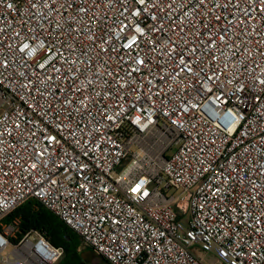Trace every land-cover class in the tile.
<instances>
[{"label": "built area", "instance_id": "1", "mask_svg": "<svg viewBox=\"0 0 264 264\" xmlns=\"http://www.w3.org/2000/svg\"><path fill=\"white\" fill-rule=\"evenodd\" d=\"M31 198L109 264H264V0H0V264L63 255Z\"/></svg>", "mask_w": 264, "mask_h": 264}, {"label": "trees", "instance_id": "2", "mask_svg": "<svg viewBox=\"0 0 264 264\" xmlns=\"http://www.w3.org/2000/svg\"><path fill=\"white\" fill-rule=\"evenodd\" d=\"M14 216L20 217L22 232L30 229L45 230L53 244L63 247V255L57 264H80L82 245L78 234L68 228L38 201L32 198L26 200L11 211L5 220H10ZM105 264L109 263L105 261Z\"/></svg>", "mask_w": 264, "mask_h": 264}, {"label": "rangeland", "instance_id": "3", "mask_svg": "<svg viewBox=\"0 0 264 264\" xmlns=\"http://www.w3.org/2000/svg\"><path fill=\"white\" fill-rule=\"evenodd\" d=\"M154 138L151 137V142ZM132 150L137 149L136 146H132ZM10 251V246H6L4 249V253H8ZM57 264V263H56ZM80 264H105V261L102 259L100 255H98L94 250L89 247L82 246L80 251Z\"/></svg>", "mask_w": 264, "mask_h": 264}]
</instances>
